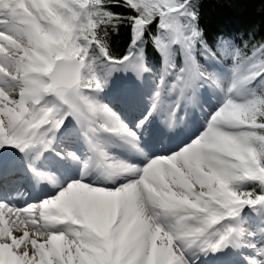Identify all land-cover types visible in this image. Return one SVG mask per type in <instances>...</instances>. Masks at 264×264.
<instances>
[{
    "label": "snow or ice",
    "instance_id": "1",
    "mask_svg": "<svg viewBox=\"0 0 264 264\" xmlns=\"http://www.w3.org/2000/svg\"><path fill=\"white\" fill-rule=\"evenodd\" d=\"M194 2L124 0L136 13L128 18L133 43L157 18L158 29L170 36L153 38L165 66L161 85L168 69L177 68L173 46H179L182 63L171 84L178 100L208 78L197 52L207 58L211 50L195 24ZM105 3L0 0V147L13 145L24 151L42 144L47 150L49 133L59 131L71 115L93 134L98 166L110 182L140 173L116 188L72 182L54 198L24 208L0 202V264H188L186 249L216 251L231 234L218 233L225 219L244 206L264 205V191L256 194L234 187L247 180L264 186V93L249 88L256 81L264 84V45L248 54L228 51L221 41V54L234 61L229 92L235 99L229 98L190 144L140 169L109 160L102 141L95 139L100 132L136 134L88 94L102 90L99 75L82 74L85 68L92 70L90 49L98 52L96 59L103 57L97 73L123 66L150 70L130 54H110L99 29L119 14L106 9ZM46 96L52 101L45 102ZM160 97L158 90L153 111ZM146 122L142 119L137 126ZM64 223L74 226L70 235L50 230V225ZM259 251L264 254V247Z\"/></svg>",
    "mask_w": 264,
    "mask_h": 264
},
{
    "label": "bare ground",
    "instance_id": "2",
    "mask_svg": "<svg viewBox=\"0 0 264 264\" xmlns=\"http://www.w3.org/2000/svg\"><path fill=\"white\" fill-rule=\"evenodd\" d=\"M229 94L234 95V93ZM113 102V105H118L119 111H114L121 119L122 117H127L130 120V117H136L140 116L143 113L144 107L147 105V102L140 100L137 105H133L131 108H127L122 102L119 100H115L113 98H110ZM116 103V104H115ZM134 111V112H133ZM160 109L153 110H147L145 113L146 115L143 116V118H147V122L143 126H136L135 130L138 133L139 137L137 136H116V139L119 138L122 141L120 143H111L104 142L101 144V147L104 151L108 154V159L112 161H116L114 159V155L116 153H127L129 156H127L129 159V162H126L130 165H135L138 168L142 169L145 167L152 159L157 157H165L170 156L173 153L178 152L181 148H183L185 145H188L190 143H184L185 139L192 135L194 131H196L198 128L196 127H203L201 133H203L208 123H203L204 116L202 117H196L189 120L190 125L188 124V121L186 119H179V118H173L170 119V124L174 125V129L176 130L179 139L178 141H173L176 137L171 133V131L168 130V132L164 131V133L167 134V142L169 146L159 149H156L153 147V149L147 148L148 140H152L150 138L158 139L161 135L156 137L161 130L158 127H161L160 125H157V121H155L156 114ZM206 111V110H205ZM135 113V114H134ZM130 114V115H129ZM134 114V115H133ZM165 116L164 112L160 114V117ZM193 122L194 125L191 123ZM127 125V124H125ZM128 127V125H127ZM162 130L164 129L162 125ZM129 129V127H128ZM74 127L72 126L71 122L63 123V126L59 129V131H56L54 133H49L48 139H51V144L45 150L44 146L42 144H34L29 147H27L24 151L19 150L16 146L13 145H5L4 147H0V165H3L7 168V171H12L16 169H21V173H23L26 169L29 171L30 168H38L39 170L43 171L44 180L46 181L48 189L46 192L41 193V187L43 186L42 183H40L41 177H38L36 175H33L35 184L38 185V192L32 191L31 187L27 184V180L19 183L22 184V190L15 191L11 193V195H7V193L4 194L3 187L6 188V190L12 189L14 186L17 185L16 175L9 176L5 181L0 183V202L6 203L8 206L15 207V208H24L28 205H38L42 201L50 198H54L59 191L65 189L68 184L72 183V180L74 178H89L93 181L96 185H102L104 184L105 180L101 178V170L98 166L97 161L100 159L97 152L94 150L92 143L94 142L93 134L89 132V130H86L87 134V140L85 143L83 141H80L82 146L88 145L90 148H81L79 147V143H77V140L74 138ZM163 133V134H164ZM201 133L199 135H201ZM162 134V135H163ZM101 135V134H97ZM113 135V134H112ZM146 135V136H145ZM97 136L95 139H97ZM164 137V136H163ZM107 139V138H106ZM115 139V138H114ZM139 139V140H138ZM91 141V142H90ZM119 140H117L118 142ZM160 141V139H159ZM160 143H164L163 140L160 141ZM137 145L140 146V148L137 147ZM68 147L74 148V151L77 150L76 155H69L67 156L65 149H62L61 147ZM142 149H145L147 151V154H144L142 152ZM121 151V152H120ZM51 152H54L57 155V159H55V163L57 166L49 167L47 166L44 161L51 160ZM76 152V151H75ZM38 153V155H37ZM92 158L93 163L90 164L89 160ZM85 160V161H84ZM87 163L88 167L85 168V164ZM73 170V172H72ZM9 174V173H7ZM75 174V175H74ZM140 175L139 172L136 173L135 176L133 175H125L120 178H116L114 182V186L119 183V186L128 182L129 180L136 179ZM48 177H51V179H48ZM12 181V183L10 182ZM74 181V180H73ZM68 183V184H67ZM67 184V185H66ZM27 188L32 193L28 192L27 190H24ZM30 194V195H29ZM38 196V197H37ZM40 196V197H39ZM36 197V198H35ZM29 202V203H28ZM27 203V204H26ZM50 230L52 231H63L66 234L70 235V229H72L74 226L64 223V224H56V225H50ZM231 229H222L221 227L218 229L219 234H223L225 232H228ZM256 238L259 242L260 248L264 247V228H259L256 230ZM218 238V237H214ZM224 249L227 258L231 257L230 261H222L224 264H252L248 260H243L240 263H234V254H239L244 252V248L238 246L237 237L233 231H231V234L229 236L228 241L219 249L216 251H213L212 249H206L202 250L199 246H193L190 248L189 254L195 255L196 261H205L207 262L206 258H208L209 255L214 256L215 260L212 262H207L208 264H215L214 262L217 259V254L220 250ZM240 255V254H239ZM219 258V257H218ZM260 262L258 264H264V254L260 253Z\"/></svg>",
    "mask_w": 264,
    "mask_h": 264
},
{
    "label": "trees",
    "instance_id": "3",
    "mask_svg": "<svg viewBox=\"0 0 264 264\" xmlns=\"http://www.w3.org/2000/svg\"><path fill=\"white\" fill-rule=\"evenodd\" d=\"M104 7L112 13L119 14L113 18L114 22L103 25L99 29L110 54L114 57L130 54L133 59L139 55L140 61L150 70L141 72L142 78L134 81L135 86L147 84L152 88L158 87L165 68L160 52L153 45V38L165 33L164 30L157 27L159 19L154 20L144 32L143 37L133 43L132 24L128 18L136 13L125 6L124 0H106ZM194 8L197 14L195 24L202 30V39L206 43L207 49L211 50L207 54V58L197 52V59L208 74L207 79L198 81L191 90L193 94H200V85L209 89L218 75L234 68L232 56L221 54L224 51L221 48V41L224 42L225 49L228 51L241 49L248 54H251L252 50L260 45H264V0H195ZM196 47L199 48L200 45L197 44ZM91 50L96 59L98 52L95 48ZM173 50L177 53L175 56L177 68L168 69L165 92L167 96L178 92L171 88V84L182 63L179 46H173ZM96 60L99 64L103 57ZM111 81L117 90L120 81L116 76L111 78ZM249 86L258 94L264 93V84L259 81ZM155 91L157 92V90ZM201 92L204 90L202 89ZM234 187L240 191L256 194L264 191V186L250 180L238 182Z\"/></svg>",
    "mask_w": 264,
    "mask_h": 264
},
{
    "label": "rangeland",
    "instance_id": "4",
    "mask_svg": "<svg viewBox=\"0 0 264 264\" xmlns=\"http://www.w3.org/2000/svg\"><path fill=\"white\" fill-rule=\"evenodd\" d=\"M162 36L165 39H170V36L165 32L164 35H159ZM91 57V56H90ZM92 59V57H91ZM141 57H139V55L133 59L134 62L139 63ZM92 70L89 71L88 68H85L83 75L85 77H89L91 75H99V78L102 80L101 74L102 73H97L96 69H97V62L96 60L92 59ZM108 75V78H114L115 76L117 77V79L120 81V86L118 87L120 94H123L124 91H127V93L131 92V91H138L139 88L137 86H135L134 81H136L137 79L140 80L141 77V72L137 69H134L132 67H128V66H123V67H113L108 69L107 71H105ZM140 78V79H139ZM234 79V73L229 71L226 76L222 77V78H218L216 83H215V87L213 88V92L211 90L212 93H206L204 97H193L191 91H189L188 93L185 94V97L183 99H179L178 100V95L179 93L177 92L176 94H172L167 96V98L163 95L164 90L166 89V84L163 83L160 87H158V89L162 92V97H160V101L157 105L156 108L161 109V112H164L166 117H179V118H183L186 119L188 121V124L190 125L189 120L190 119H194L197 116L198 117H202L204 116V121L203 123L206 124L207 122H209L212 118V116L217 112V110L229 99V98H234L235 96L229 94V88L233 82ZM104 80H107V78H104ZM175 80V79H174ZM142 81V80H141ZM143 83V82H142ZM111 83H106L102 80V90H94L91 91L90 93H88L89 95H91L95 100L100 101L103 104H106L110 109H112V111H119L118 109V104L113 105V102L111 101L110 98H114V99H119L122 102H128L130 103V105H137L139 104L138 102L134 103V99H131V94L128 96H123L124 98H121L120 96H115L116 92H114V90H112L111 88ZM149 86H145L143 88V90L147 91V95H139L141 96V100L147 102V105L144 107L143 113L142 115H138L136 117H130V120H128L129 118L127 117H122V122L124 124H127L129 127V130L131 132H134L137 136L139 137L138 133L135 130V127L138 125V121L143 119V116H145V112L147 110L152 109V105L154 102V90H148ZM250 87V86H249ZM114 88L116 89L117 87L114 86ZM126 89V90H125ZM126 93V94H127ZM53 97L51 96H46L45 97V102H50L52 101ZM136 99V98H135ZM194 99V100H193ZM206 110V111H205ZM134 115V114H133ZM202 115V116H201ZM66 122H71L72 126L74 127V138L79 141L80 136L82 135V132H86V130L88 129L85 125L78 123L71 115L67 116V118L65 119L64 123ZM192 125L193 122L191 123ZM202 127H200L199 129H201ZM230 131H238L237 129H230ZM97 136V139L101 140L102 143L104 142H111V143H120V141H122L121 139L117 138L112 135V134H108V133H104V132H100ZM194 134V133H193ZM200 130H197L195 132L194 135L191 136V138L187 137L185 139V141L189 140V141H193L196 138H198L200 135ZM107 138V139H106ZM115 138V139H114ZM117 140H119L117 142ZM157 143L156 142H152V141H148V147H156ZM138 148H140L139 145H137ZM62 149H65L66 151V155H76L78 156L77 152H75L73 149H67L68 147H61ZM121 152V151H120ZM142 152L144 154H147V151L145 149H142ZM127 153V151H126ZM126 153H116L114 155V159L116 161H127L129 162V159L127 156H129V154ZM38 155V153H37ZM167 157V156H166ZM85 161V160H84ZM46 165H48L49 167H54L57 166L55 163V160H48L46 162ZM73 172V170H72ZM26 173V172H24ZM25 174H23L22 176L24 177ZM75 175V174H74ZM21 175L15 176V177H20ZM74 180V181H73ZM72 180V182H83V183H87L90 186H97V187H104L106 188L103 184L102 185H96L93 183L92 180H90L89 178H74ZM68 184V183H67ZM66 184V185H67ZM68 186V185H67ZM119 186V183H117L113 188H116ZM66 188V187H65ZM3 191L5 193H7V195H11V193L7 192L4 190ZM29 203V202H28ZM27 204V203H26ZM263 212L262 215L259 218V216H257V214H259L260 212ZM228 219V218H227ZM227 219H225L221 225L219 226V228L221 227L222 229H231V231H233L237 237V242H238V246L244 248V252L239 253V254H234V263H240L243 260H248L249 262H251L252 264H258L261 260L260 258V246H259V242L256 238V230L259 228H264V205H256V206H252L250 207V209L244 213L243 217L240 218V220L234 221V222H230V224H227ZM229 220V219H228ZM190 248L185 250V257L186 260L188 261V264H208L207 262H205L204 260L198 262L196 261V257L195 255H190L189 254V250ZM224 261V260H222ZM222 261L216 262L215 264H224ZM229 264V263H226Z\"/></svg>",
    "mask_w": 264,
    "mask_h": 264
}]
</instances>
